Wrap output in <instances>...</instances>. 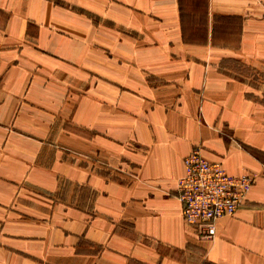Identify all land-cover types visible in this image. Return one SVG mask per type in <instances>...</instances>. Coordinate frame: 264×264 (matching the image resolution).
<instances>
[{
  "label": "crops",
  "instance_id": "0c3cea01",
  "mask_svg": "<svg viewBox=\"0 0 264 264\" xmlns=\"http://www.w3.org/2000/svg\"><path fill=\"white\" fill-rule=\"evenodd\" d=\"M193 150L255 179L213 239ZM0 264H264V0H0Z\"/></svg>",
  "mask_w": 264,
  "mask_h": 264
},
{
  "label": "built area",
  "instance_id": "2783aa9c",
  "mask_svg": "<svg viewBox=\"0 0 264 264\" xmlns=\"http://www.w3.org/2000/svg\"><path fill=\"white\" fill-rule=\"evenodd\" d=\"M185 172L177 184L185 222L195 226L203 239L216 236V222L233 216L246 202L255 179L233 176L221 162L207 160L199 150L184 159Z\"/></svg>",
  "mask_w": 264,
  "mask_h": 264
},
{
  "label": "trees",
  "instance_id": "16d2710c",
  "mask_svg": "<svg viewBox=\"0 0 264 264\" xmlns=\"http://www.w3.org/2000/svg\"><path fill=\"white\" fill-rule=\"evenodd\" d=\"M195 7H196V9H197L198 12H200V9L203 10V6H201V4H200L199 1H198L197 4L195 5ZM181 11H182V10H181ZM204 13L206 14V12H204ZM183 19H184V18H183ZM218 20H222V21H224V20H227V19L219 18ZM218 20H217V21H218ZM183 23H184V21H183Z\"/></svg>",
  "mask_w": 264,
  "mask_h": 264
},
{
  "label": "rangeland",
  "instance_id": "374dc122",
  "mask_svg": "<svg viewBox=\"0 0 264 264\" xmlns=\"http://www.w3.org/2000/svg\"><path fill=\"white\" fill-rule=\"evenodd\" d=\"M247 74H249V73L247 72ZM254 75H255L257 78H259V74L254 73Z\"/></svg>",
  "mask_w": 264,
  "mask_h": 264
}]
</instances>
